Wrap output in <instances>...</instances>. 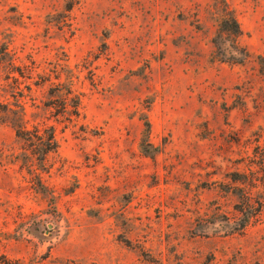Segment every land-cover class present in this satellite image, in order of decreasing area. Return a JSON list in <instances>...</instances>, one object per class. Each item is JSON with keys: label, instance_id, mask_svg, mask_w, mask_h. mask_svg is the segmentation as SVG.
Instances as JSON below:
<instances>
[{"label": "rangeland", "instance_id": "374dc122", "mask_svg": "<svg viewBox=\"0 0 264 264\" xmlns=\"http://www.w3.org/2000/svg\"><path fill=\"white\" fill-rule=\"evenodd\" d=\"M0 264H264V0H0Z\"/></svg>", "mask_w": 264, "mask_h": 264}, {"label": "trees", "instance_id": "16d2710c", "mask_svg": "<svg viewBox=\"0 0 264 264\" xmlns=\"http://www.w3.org/2000/svg\"><path fill=\"white\" fill-rule=\"evenodd\" d=\"M224 14L219 18V25L221 30L225 32L232 39H236L241 34V29L237 21L235 12L231 9L230 5L224 3ZM65 90L61 88V90ZM63 97H71L72 90L66 89ZM61 96V97H62ZM71 101L74 102L73 107L75 108L72 112L74 116L78 115L79 101L76 100V97H72ZM24 112V111H23ZM68 112V107L65 101L59 103L56 106V114L64 116ZM25 113V112H24ZM16 120V123L13 124L17 138L25 142L31 151V155L39 162L41 167H44V163L47 160V156L57 150V143L55 139V132L53 127H46L43 130L36 128L34 132L28 130L25 126L24 120ZM20 121V122H19Z\"/></svg>", "mask_w": 264, "mask_h": 264}]
</instances>
